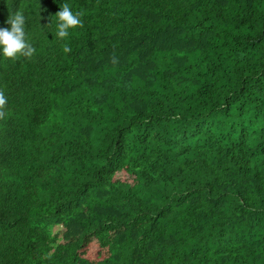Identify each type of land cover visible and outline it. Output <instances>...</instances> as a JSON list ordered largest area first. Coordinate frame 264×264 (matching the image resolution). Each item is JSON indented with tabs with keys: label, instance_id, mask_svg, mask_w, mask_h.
Segmentation results:
<instances>
[{
	"label": "trees",
	"instance_id": "1",
	"mask_svg": "<svg viewBox=\"0 0 264 264\" xmlns=\"http://www.w3.org/2000/svg\"><path fill=\"white\" fill-rule=\"evenodd\" d=\"M15 11L36 51L0 57V264H264V0Z\"/></svg>",
	"mask_w": 264,
	"mask_h": 264
},
{
	"label": "clouds",
	"instance_id": "2",
	"mask_svg": "<svg viewBox=\"0 0 264 264\" xmlns=\"http://www.w3.org/2000/svg\"><path fill=\"white\" fill-rule=\"evenodd\" d=\"M59 8L60 10L54 15L56 37L66 41L70 31L82 25V13L73 12L67 3L59 5ZM6 24L9 27H0V57L16 59L19 56H31L36 50L27 38L26 15L21 11H15L8 16ZM63 51L65 53L72 51L68 42H65ZM7 102V96L0 92V109H3ZM2 115L4 112L0 111V116Z\"/></svg>",
	"mask_w": 264,
	"mask_h": 264
},
{
	"label": "rangeland",
	"instance_id": "3",
	"mask_svg": "<svg viewBox=\"0 0 264 264\" xmlns=\"http://www.w3.org/2000/svg\"><path fill=\"white\" fill-rule=\"evenodd\" d=\"M118 177L121 178V179H125V180L127 179V176L123 175V174H119Z\"/></svg>",
	"mask_w": 264,
	"mask_h": 264
}]
</instances>
